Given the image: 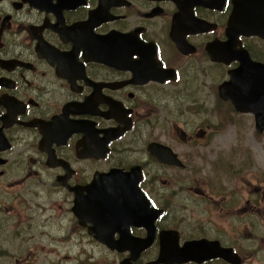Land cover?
Instances as JSON below:
<instances>
[{"label":"flooded vegetation","instance_id":"flooded-vegetation-1","mask_svg":"<svg viewBox=\"0 0 264 264\" xmlns=\"http://www.w3.org/2000/svg\"><path fill=\"white\" fill-rule=\"evenodd\" d=\"M235 7L240 0H0V135L11 142L0 150V208L29 198L3 194L4 184L60 191L43 209L33 189L15 264H264V149L238 144L240 115L218 97L240 61L207 49L229 40ZM199 23L210 29L196 32ZM239 39L264 62V38ZM113 170L121 174L107 177ZM60 180L78 187L77 214ZM186 247L201 259L157 262Z\"/></svg>","mask_w":264,"mask_h":264},{"label":"rangeland","instance_id":"rangeland-1","mask_svg":"<svg viewBox=\"0 0 264 264\" xmlns=\"http://www.w3.org/2000/svg\"><path fill=\"white\" fill-rule=\"evenodd\" d=\"M260 145H264V138H262Z\"/></svg>","mask_w":264,"mask_h":264}]
</instances>
